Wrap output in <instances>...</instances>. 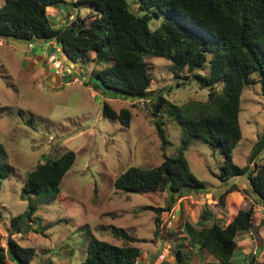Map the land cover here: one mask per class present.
<instances>
[{
  "label": "rangeland",
  "instance_id": "rangeland-1",
  "mask_svg": "<svg viewBox=\"0 0 264 264\" xmlns=\"http://www.w3.org/2000/svg\"><path fill=\"white\" fill-rule=\"evenodd\" d=\"M5 1L0 0V8ZM127 1L132 12L145 14L139 12L137 0ZM65 2L49 8L51 17L53 14L56 18H52L54 27L67 19L66 14H57L59 9L72 15L73 20L90 16L89 8L75 5L76 0ZM73 20L70 17L65 24ZM93 20L87 19L86 26ZM158 22L153 16L151 29ZM54 42L43 45V51L50 56L46 62L31 59V52L39 46L34 49L29 42L0 38V171L7 166L12 168L8 177L0 176V247L7 249L12 237L21 246L36 249L32 264H79L85 260L93 237L123 246L124 241L115 234L117 229L133 238V245L141 249L138 264H177L178 247L185 255L184 264H212L216 263L214 256L206 250L199 251L183 238L184 225L190 223L196 229L214 224L227 226L238 211L252 209V233L256 239L250 235L238 238L235 263L264 264V206L254 201L248 173L223 180L225 157L220 148L198 139L191 140L185 157L205 187L199 193L187 192L170 212L162 213L159 237L154 235V209L167 207L168 192L130 194L115 189L114 183L130 167L151 169L163 162L164 154L176 156L186 137L183 129L161 112L170 142L163 150L149 106L104 93L95 74L112 65L111 61L100 63L91 54L87 62H74ZM146 63L154 96L163 94L179 107L208 102L209 90L202 89L194 79L196 75L209 76L208 67L193 73L185 69L177 78L168 60L148 57ZM223 89L218 86L216 94ZM104 102L117 112L129 109L130 128L105 118ZM239 120L242 139L234 150V162L240 168L260 167L264 165V150L253 165L249 163L264 136V96L259 83L243 90ZM69 151L76 154V162L65 175L55 199L23 193L29 172ZM234 186L237 189L227 196L225 208L218 199ZM30 203L36 205L37 211L29 225L40 232L28 229L27 220L18 224L22 230L18 232L12 228V219L24 214ZM206 209L215 218L203 223L201 217ZM172 213L174 219L170 218ZM8 264L14 263L9 260Z\"/></svg>",
  "mask_w": 264,
  "mask_h": 264
},
{
  "label": "trees",
  "instance_id": "trees-1",
  "mask_svg": "<svg viewBox=\"0 0 264 264\" xmlns=\"http://www.w3.org/2000/svg\"><path fill=\"white\" fill-rule=\"evenodd\" d=\"M61 4L67 3L65 0H6L0 8V38L41 45L56 41L74 62H87L91 54L100 63L111 61L112 65L95 74L104 93L127 101L149 100L163 150L170 142L165 123L160 119L161 112L183 129L186 137L176 156L164 154L163 162L151 169L130 167L114 183L115 189L130 194L168 192L167 207L154 209L156 237H159L162 213L170 212L187 192L199 193L205 187L185 157L192 139L220 148L225 157L223 180L248 173L254 201L264 206V165L240 168L233 158L242 139L239 116L243 90L259 83L264 96V0H137L139 12H145L143 16L132 12L127 0H77L75 5L89 8L87 19L94 18L91 25L86 26V18H77L54 27L49 8ZM150 12L159 21L154 30L149 24L153 19ZM71 16L67 14L66 21ZM146 57L170 61L177 78L185 69L193 73L208 67L209 76H194L202 89L209 90L208 102L179 107L163 94L154 96ZM218 86L224 88L221 94H216ZM103 116L130 128L129 109L117 112L104 102ZM75 162L76 154L69 151L39 165L27 174L23 193L39 197L45 194L55 199ZM11 170L5 167L0 176L8 177ZM236 189L234 186L223 193L218 199L220 205L225 207L227 196ZM36 211V205L30 203L24 214L12 219V228L22 232L18 224L27 220L28 229L39 233L29 225ZM214 218V213L206 209L201 220L204 223ZM253 220L254 212L250 209L240 210L227 226L214 224L196 229L186 223L183 238L199 251L206 250L214 256L216 263L212 264H236L237 238L250 233ZM114 231L124 241L123 246L93 237L85 260L79 264H138L142 251L133 245L136 241L122 231ZM7 245V249L0 247V264H8L9 260L14 264H32L35 248L23 247L12 237ZM176 257L177 264H184L186 258L179 247Z\"/></svg>",
  "mask_w": 264,
  "mask_h": 264
},
{
  "label": "crops",
  "instance_id": "crops-1",
  "mask_svg": "<svg viewBox=\"0 0 264 264\" xmlns=\"http://www.w3.org/2000/svg\"><path fill=\"white\" fill-rule=\"evenodd\" d=\"M76 2H77V0H76ZM75 2V3H76ZM74 3V4H75ZM58 13H63V14H68V13H66V12H63V10L61 11L60 9L59 10H57V14ZM67 17V16H66ZM52 18H54L55 20H56V18H55V16L52 14ZM63 22V24L62 25H60V24H58L57 23V27H60V26H63L64 24H65V22H67V21H62ZM54 43L55 42H52L51 44L52 45H54ZM30 46H32V48H34L35 49V47H38L39 46V49H37V50H35L33 53L31 52V54H33L32 55V57H31V59H37V58H39L40 60H43V61H48V59L50 58V56H48V53L46 54L45 53V51H43L44 50V48H43V45H41L39 42H32V43H30L29 44ZM62 47V46H61ZM51 52V51H50ZM48 58V59H47ZM240 201H241V199H239ZM244 201V200H243ZM243 203V202H242ZM244 206V205H243ZM227 207V202H226V204H225V208ZM247 210V209H246ZM239 212V211H238ZM237 212V213H238ZM236 216V215H235ZM261 216V215H260ZM260 218V217H259ZM254 227V226H253ZM255 229H252L251 231H250V233H245V234H242V235H250L251 237H252V239H256L255 238V236H254V233H252L253 231H254ZM239 238V237H238ZM238 238H237V242H238Z\"/></svg>",
  "mask_w": 264,
  "mask_h": 264
},
{
  "label": "water",
  "instance_id": "water-1",
  "mask_svg": "<svg viewBox=\"0 0 264 264\" xmlns=\"http://www.w3.org/2000/svg\"><path fill=\"white\" fill-rule=\"evenodd\" d=\"M148 57H146L147 59ZM264 150V136L259 140L258 144L256 145V147L253 150V153L250 157L249 163L251 165H253L256 161V159L258 158V156L263 152Z\"/></svg>",
  "mask_w": 264,
  "mask_h": 264
},
{
  "label": "built area",
  "instance_id": "built-area-1",
  "mask_svg": "<svg viewBox=\"0 0 264 264\" xmlns=\"http://www.w3.org/2000/svg\"><path fill=\"white\" fill-rule=\"evenodd\" d=\"M71 20H73L72 16H71ZM50 45H51V43H50ZM55 68H56V70H60L59 66H56ZM139 103H142L141 105L143 107H145V106L148 107L149 106V108H150V105H151L149 100H141V101H139ZM170 218H173V219L175 218L174 213L171 214Z\"/></svg>",
  "mask_w": 264,
  "mask_h": 264
},
{
  "label": "clouds",
  "instance_id": "clouds-1",
  "mask_svg": "<svg viewBox=\"0 0 264 264\" xmlns=\"http://www.w3.org/2000/svg\"><path fill=\"white\" fill-rule=\"evenodd\" d=\"M63 51H64V50H63ZM151 108H152V107H151V105H150V110H151ZM138 263H139V262H138Z\"/></svg>",
  "mask_w": 264,
  "mask_h": 264
}]
</instances>
